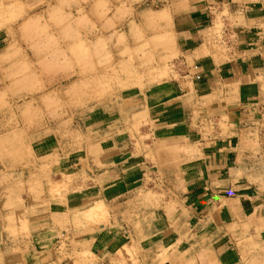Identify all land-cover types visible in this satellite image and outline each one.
I'll return each instance as SVG.
<instances>
[{"label": "crops", "instance_id": "crops-1", "mask_svg": "<svg viewBox=\"0 0 264 264\" xmlns=\"http://www.w3.org/2000/svg\"><path fill=\"white\" fill-rule=\"evenodd\" d=\"M148 5L168 10L166 31L193 53L205 46L214 10L227 9L236 18L240 55L232 61L193 56L190 83L164 82L139 92L141 107L147 104L161 127L154 151L165 201H147L140 193L151 168L140 159L131 169L130 149H120L128 136L93 140L91 153L83 154L65 152L63 139L49 133L44 156L78 173V191L59 203L49 198L32 213L30 248L42 255L27 264H264V0ZM162 9L148 12L146 20ZM230 30L226 25L225 34ZM3 42L0 35V50ZM198 110L237 116L236 133L204 138ZM72 124L78 135L77 113ZM103 209L106 221L100 222Z\"/></svg>", "mask_w": 264, "mask_h": 264}, {"label": "rangeland", "instance_id": "rangeland-1", "mask_svg": "<svg viewBox=\"0 0 264 264\" xmlns=\"http://www.w3.org/2000/svg\"><path fill=\"white\" fill-rule=\"evenodd\" d=\"M151 1L0 0V264H27L42 255L30 248L32 213L49 198L59 203L78 191V173L60 169L58 157L44 156L49 133L63 139L59 148L65 152L77 148L83 154L91 153L93 140L128 136L120 149H130L131 169L140 159L151 168L140 193L147 201H165V177L154 151L161 127L147 104L141 107L139 92L164 82L190 83L193 56L232 61L241 40L233 28L236 18L223 8L214 10L202 51L185 52L165 29L168 10L151 8ZM161 9L154 21L146 20L148 12ZM194 114L204 138L236 133L233 114ZM98 214L106 221V209Z\"/></svg>", "mask_w": 264, "mask_h": 264}]
</instances>
